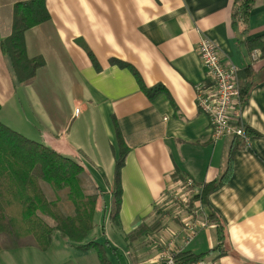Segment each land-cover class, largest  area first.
<instances>
[{
	"label": "crops",
	"instance_id": "crops-1",
	"mask_svg": "<svg viewBox=\"0 0 264 264\" xmlns=\"http://www.w3.org/2000/svg\"><path fill=\"white\" fill-rule=\"evenodd\" d=\"M19 1L0 0V40ZM232 1L45 0L49 19L24 35L28 56L45 62L29 85L16 81L0 49V122L84 168L100 194L93 228L101 221L103 231L108 225L124 242L123 264H159L173 234L178 236L170 251L183 245L178 218L164 219L157 232L147 231L135 241L125 239L172 204L166 190L176 168L201 187L219 179L228 161L229 176L207 197L224 236L219 254L207 258L219 264H264V57L252 60L246 45L264 35V0H256L246 21L234 26ZM201 35L217 42L220 58L237 67L247 88L245 103L231 117L260 136L242 148L231 149V136L213 140L208 117L198 109L196 86L205 79L196 52ZM135 73L145 87L160 91L147 97ZM116 128L127 148L118 226L109 220L119 151ZM202 210L208 214V208ZM218 236L209 222L183 249L205 253L218 244ZM110 250L111 257L117 255Z\"/></svg>",
	"mask_w": 264,
	"mask_h": 264
},
{
	"label": "trees",
	"instance_id": "trees-1",
	"mask_svg": "<svg viewBox=\"0 0 264 264\" xmlns=\"http://www.w3.org/2000/svg\"><path fill=\"white\" fill-rule=\"evenodd\" d=\"M256 0H233L231 8V25L246 21ZM45 0H23L16 2L12 9L9 31L0 40V49L8 57L10 67L16 81L22 85L31 84L36 78L37 70L44 65L42 56L29 57L26 52L25 32L49 19ZM249 50H258L264 57V35L247 41ZM91 62L97 67L96 58L89 49H85ZM110 63L119 66L126 64L118 59H110ZM136 75V73H135ZM140 88L152 98L160 88L145 87L136 75ZM239 111L245 103L247 88L240 81L238 72ZM1 107V105H0ZM232 123L239 125L238 119ZM249 136L260 134L244 126ZM118 155L114 162L113 185L111 190V209L109 220L119 225L118 212L121 201L120 171L124 165L127 148L116 128ZM231 149L242 148L248 142L242 137L232 136ZM232 151L229 153L231 156ZM230 161L221 177L204 182L197 194L190 199L196 200L200 206L208 208L207 219L217 227L220 241L205 253L196 254L181 249L174 252L175 262L195 264L201 259L218 252L223 244V225L208 204V195L218 188L230 174ZM171 180H183L185 175L178 168L170 174ZM89 176L84 168L74 159L64 156L47 145L33 141L0 122V250L19 246L35 245L46 250L52 242L54 231L76 244L79 248H94L101 264H111L107 256L106 246L97 242L86 241L93 229V217L96 209L99 190L86 192L85 185ZM42 183L50 186L53 198H48L42 189ZM196 185V184H195ZM197 186V185H196ZM163 211H159L150 222L143 221L135 229L125 235L127 241H135L147 231L157 232L162 227ZM49 220L51 223H49ZM109 249L115 250L107 240Z\"/></svg>",
	"mask_w": 264,
	"mask_h": 264
},
{
	"label": "built area",
	"instance_id": "built-area-1",
	"mask_svg": "<svg viewBox=\"0 0 264 264\" xmlns=\"http://www.w3.org/2000/svg\"><path fill=\"white\" fill-rule=\"evenodd\" d=\"M196 52L205 72L204 81L196 86V103L198 109L208 117L212 139L238 136L248 142L249 136L244 132V125L233 124L231 117L239 104L237 67L231 62L222 61L217 42L205 35L199 37ZM259 56L258 50H252V60H257ZM200 189V186H196L190 178L185 176L183 180L170 179L166 190V199L169 203H176L175 215L183 223L180 230L185 233L182 249L192 240L196 229L205 228L209 223L202 206L196 200L192 201V206L190 204L191 197ZM177 236L178 234H173L166 250L159 254V264H182L175 262L173 258L174 252L181 248L174 252L170 251ZM195 264H219V262L216 258H204Z\"/></svg>",
	"mask_w": 264,
	"mask_h": 264
},
{
	"label": "rangeland",
	"instance_id": "rangeland-1",
	"mask_svg": "<svg viewBox=\"0 0 264 264\" xmlns=\"http://www.w3.org/2000/svg\"><path fill=\"white\" fill-rule=\"evenodd\" d=\"M42 189H44L48 198H53V192L50 186L42 183ZM85 190L89 193L96 191L90 179L85 185ZM175 206L176 203L167 204V209L162 210L164 213L163 220H167L168 218V221H176L177 218L179 219L178 216H174ZM47 221L51 223L49 220ZM95 222L97 223L98 220L96 219ZM97 225L96 229L93 228L95 232L84 243L91 241L103 244L106 246L107 256L110 259L113 258L114 262L117 263L118 261L123 264L122 259L126 256L124 242L112 236L111 228L108 225L105 226L104 231L101 221ZM104 233L107 235L110 243L115 247L117 255L113 254L111 257L112 252L105 243L106 236ZM63 238L58 231H54L52 242L46 250H42L35 245L2 249L0 250V264H101L98 253L93 247L87 249L79 248L76 244Z\"/></svg>",
	"mask_w": 264,
	"mask_h": 264
}]
</instances>
